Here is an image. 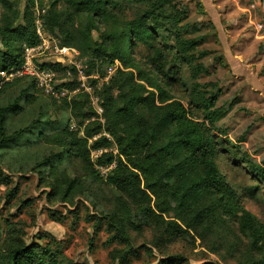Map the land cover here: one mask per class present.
<instances>
[{"label":"rangeland","instance_id":"rangeland-1","mask_svg":"<svg viewBox=\"0 0 264 264\" xmlns=\"http://www.w3.org/2000/svg\"><path fill=\"white\" fill-rule=\"evenodd\" d=\"M25 1L20 0L21 11ZM116 1L113 10L123 20L147 15L154 37L150 44H136L135 61L172 94V101L185 105L207 125L216 142L218 166L237 191L240 205L264 225V179L254 167L264 168V0H170L174 8L165 5L163 10L158 0ZM175 11L183 16L179 24L183 39H204L195 56L206 53L196 63L202 62L207 73L194 76L192 64L178 49L177 29L170 20ZM35 12L38 17L37 7ZM2 13L0 6V26ZM99 26L95 37L103 29ZM56 46L62 48L51 36L47 52L33 59L34 71L54 61L68 69L55 72L49 88L35 81L38 100L14 117L9 133L27 128L34 120L38 124L0 148L1 168L12 181L0 185L1 243L9 248L38 246L54 255L58 264H264L263 252L240 227V211L225 212L215 194H207L185 210L178 209L167 191L159 197L149 192V203L146 197L131 196L110 185L98 165L96 170L89 169L69 147L47 145L40 139L41 130L54 133L75 128L69 112L59 108L61 97L82 91L95 109L101 107L102 81L99 86L91 77L94 73L87 75L88 62L77 49L63 47L69 51L60 54ZM113 64L100 63L97 78L106 77ZM3 80L16 81L0 93V105L18 97L34 77L7 74ZM74 80L80 88L68 92L65 85ZM218 89L216 107L226 113L213 121L202 106L201 94L207 97ZM97 96L99 102L92 99ZM156 111L160 112L141 104L137 114L152 122ZM102 115L103 110L99 116L105 123ZM110 148L116 151V143ZM101 153L92 151L95 162ZM175 162L170 160L168 166ZM13 188L17 191L9 198ZM156 202L169 203L171 211L147 216L144 211L148 206L154 209ZM197 212L207 213L200 223L193 219ZM124 218L121 237L118 224Z\"/></svg>","mask_w":264,"mask_h":264},{"label":"trees","instance_id":"trees-1","mask_svg":"<svg viewBox=\"0 0 264 264\" xmlns=\"http://www.w3.org/2000/svg\"><path fill=\"white\" fill-rule=\"evenodd\" d=\"M157 3L161 10L165 5L174 8L170 0H158ZM116 5V0H26L21 11L20 0H0L3 9L0 26V93L18 80L6 82L1 73L7 75L20 69L25 62L23 46L33 47L40 43L38 19L43 29L58 40L60 47L79 51L80 57L89 64L86 68L88 76L101 73L97 69L100 63L113 64L118 61L122 68L117 70L116 79L113 77L109 83H104L99 92L105 123L100 120L87 94L82 91L71 96L67 94L59 99V108L69 112L75 128L54 133L41 130L40 139L47 145L69 147L89 169L116 162V166L106 174V181L131 196L146 197L149 203V192L159 197L167 191L176 200L178 209L185 210L207 194H215L225 212L236 214L240 211L241 229L248 233L252 244L264 254V225L240 205L237 191L219 168L216 142L209 128L198 121L185 105L172 101V94L161 88L157 79L143 70L132 55L138 42L150 44V39L154 37L147 26V15L133 21L123 20L113 10ZM182 18L179 11L170 14V20L177 29L178 49L192 64L193 75L197 77L208 72L202 62L196 63L206 53L195 56L204 39H183L182 26H179ZM99 24L103 25V29L95 37L94 33L100 30ZM157 55L161 56V52L158 51ZM43 67L54 72L68 69L59 62L44 63ZM157 69L161 70L159 67ZM65 86L68 92H74L80 88V83L74 80ZM153 90H157V94ZM220 92L218 89L207 93V97L200 93L202 106L213 121H218L226 113L222 107H216ZM39 93L40 89L33 80L13 101L0 105V148L21 136L27 128L38 124L34 120L27 128L9 133L11 121L34 104ZM141 104L160 110L156 111L152 122L137 114ZM103 132L113 140L102 135ZM113 142L117 145L116 152L110 148ZM93 150L106 151L95 162ZM170 160L176 162L168 166ZM254 167L264 179V168ZM11 182L0 165V185L8 186ZM71 188L70 183L68 191ZM16 191L11 189L7 196L13 197ZM171 208L167 202L164 205L156 202L154 209L148 206L144 213L157 216L155 211L165 213ZM206 216L207 213L197 212L193 219L200 223ZM125 218L119 221V226L124 225L127 221ZM171 227L174 228V225ZM117 234L123 236V227ZM1 240L0 231V264H58L54 255L41 251L38 246L17 244L9 248Z\"/></svg>","mask_w":264,"mask_h":264},{"label":"built area","instance_id":"built-area-1","mask_svg":"<svg viewBox=\"0 0 264 264\" xmlns=\"http://www.w3.org/2000/svg\"><path fill=\"white\" fill-rule=\"evenodd\" d=\"M37 33L38 36L40 37V43L36 46L30 47V46H23V52H24V57H25V62L24 64L21 66L20 69L16 70V71H11L10 72V76L14 77V76H33L34 80L36 81V83L38 84V86L41 87H47L49 88L48 85V81L52 80V78L54 76H56V73L52 70H50L49 68H45L42 71H34L33 68V59L34 58H38L41 55H44L47 50H48V44L51 41V35H49L42 26V22L41 20H37ZM64 51H69L68 48H59L56 46V53H63ZM63 56V55H62ZM56 63V61H54ZM59 63H61L59 61ZM119 68H122L120 63L118 61H116L112 66L109 67V71L106 77H99L97 78V76H99V74H93L91 75L92 78H95L98 80V85L100 86L99 82L100 80L102 81L103 85L104 83H108L111 80V77L113 76V74L115 73L116 70H118ZM33 69V70H32ZM2 76H5L6 73H1ZM94 101L99 102V98L98 96L93 98ZM99 111L98 109L97 112L101 113L102 112V108L99 107ZM108 136V135H106ZM103 150L97 151L98 153L102 152ZM116 152V151H115ZM116 166V162H113L111 164H105V165H98V169L100 170V172L102 174H107L110 170H112L114 167Z\"/></svg>","mask_w":264,"mask_h":264}]
</instances>
